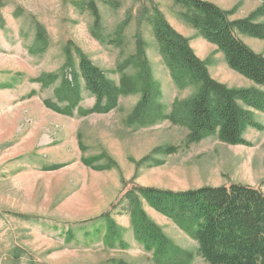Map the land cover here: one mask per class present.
<instances>
[{"label": "rangeland", "instance_id": "374dc122", "mask_svg": "<svg viewBox=\"0 0 264 264\" xmlns=\"http://www.w3.org/2000/svg\"><path fill=\"white\" fill-rule=\"evenodd\" d=\"M88 1L0 0V264H155L154 251L135 240L126 212L125 196L132 189L183 192L237 184L264 194V114L251 110L263 131L247 130L250 147L225 144L216 135L190 144L184 103L198 88L175 85L140 9L157 6L189 39L213 80L231 89H264L231 70L224 54L181 19L183 8L171 0H94L104 42L92 36ZM203 1L232 12L231 20L254 17L256 24H264V0ZM37 23L48 38L43 51L35 47ZM124 23L121 41L115 40ZM138 36L161 91L164 120L150 124L135 118L142 92L120 96L109 113H90L96 98L82 81L73 115L57 111L69 105L60 103L63 96L57 91L64 79L71 81L72 70H79L78 51L118 87L124 76L138 71L128 63L137 52ZM238 37L264 56V39ZM70 57L73 67L67 66ZM144 208L167 239L193 257L190 264H207L190 235ZM107 214L119 237H93Z\"/></svg>", "mask_w": 264, "mask_h": 264}, {"label": "trees", "instance_id": "16d2710c", "mask_svg": "<svg viewBox=\"0 0 264 264\" xmlns=\"http://www.w3.org/2000/svg\"><path fill=\"white\" fill-rule=\"evenodd\" d=\"M171 1L183 8L181 19L224 54L231 70L264 89V56L256 54L238 37L242 34L263 40L264 24H256L254 17L231 20L232 12L203 0ZM86 5L94 19L92 36L104 42L100 11L94 0ZM139 16L152 26L160 55L175 85L198 88V93L184 103L183 120L190 131L188 142L197 144L216 135L225 144L250 147L245 139L247 130L263 131L251 110L264 114V92L256 88L231 89L213 80L207 64L197 57L189 39L169 24L157 6L140 9ZM127 26L128 23H124L118 28L115 40L121 41ZM35 29V47L43 51L48 47L45 29L39 23ZM77 53L79 70H72L71 81L64 79L63 87L57 91L63 96L60 103L69 104L58 108L59 113L73 115L80 102L82 81L85 89L96 98V106L90 113H109L116 108L120 96L142 92L145 96L137 107L135 118L150 121V124L153 119L164 120L163 107L159 104L161 91L153 80L141 37L138 36L136 54L128 61L138 71L133 77L124 76L118 87L80 51ZM32 54L35 55L33 51ZM73 65L70 57L67 66ZM47 104L54 109L53 104ZM125 200L134 238L148 252L154 251L155 264H190L193 257L167 239L147 215L145 204L190 235L207 264H264V194L259 189L237 184L183 192L137 187L126 194ZM100 221L102 224L93 232V237L103 235L108 240L119 237V228L111 214L102 216ZM65 236L69 242L74 240L70 231Z\"/></svg>", "mask_w": 264, "mask_h": 264}]
</instances>
